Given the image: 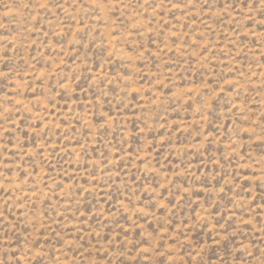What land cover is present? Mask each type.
I'll return each mask as SVG.
<instances>
[{"label": "rangeland", "instance_id": "obj_1", "mask_svg": "<svg viewBox=\"0 0 264 264\" xmlns=\"http://www.w3.org/2000/svg\"><path fill=\"white\" fill-rule=\"evenodd\" d=\"M0 264H264V0H0Z\"/></svg>", "mask_w": 264, "mask_h": 264}]
</instances>
